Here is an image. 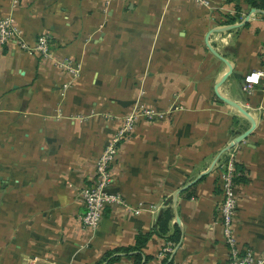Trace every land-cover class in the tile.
<instances>
[{"label":"crops","instance_id":"crops-1","mask_svg":"<svg viewBox=\"0 0 264 264\" xmlns=\"http://www.w3.org/2000/svg\"><path fill=\"white\" fill-rule=\"evenodd\" d=\"M106 1L0 0V19L13 16L28 43L51 36L46 58L0 43V264H169L171 254L159 256L169 242L185 264H229L220 166L251 127L236 105L256 127L237 157L235 233L241 248L263 254L264 77L251 93L244 77L264 70V13L249 0ZM211 47L232 66L219 87L229 66ZM65 58L79 76L57 65ZM139 103L170 111L139 118L120 149L110 190L139 211L111 205L92 230L80 218L81 190ZM168 203L163 235L154 228ZM141 233H152L145 245L121 250Z\"/></svg>","mask_w":264,"mask_h":264},{"label":"built area","instance_id":"built-area-1","mask_svg":"<svg viewBox=\"0 0 264 264\" xmlns=\"http://www.w3.org/2000/svg\"><path fill=\"white\" fill-rule=\"evenodd\" d=\"M114 0H107L108 6ZM200 6L212 8L211 0H194ZM15 5L18 0H14ZM0 43H15L21 49L38 55L42 58L51 56V36L49 33L40 34L33 44L28 43L22 36L13 16H6L0 19ZM60 68L70 71L75 77L79 76L80 68L73 62L65 58L57 61ZM264 77V70H253L244 77V90L251 93ZM170 114L169 110H158L144 103L136 104L135 107L125 116L122 117L119 127L110 138L107 146L96 160V169L93 182L83 186L81 198L85 206L84 213L80 216L85 226L96 230L103 218L107 207L118 204L129 207L123 196L118 192L110 190L114 182L115 166L120 156V149L133 133L139 118H144L149 122L162 121ZM243 141V140H242ZM241 141V142H242ZM241 142H235L228 149L226 160L221 164V201L218 211L221 219L224 238L229 245L230 260L229 264H264V253L256 254L251 248H241L235 233V219L238 215V194L236 178L239 175L237 170V157ZM138 212L139 209H133ZM176 247L174 243H168L159 253V256L165 257L167 254L172 255L171 264H185L176 260L174 253Z\"/></svg>","mask_w":264,"mask_h":264},{"label":"trees","instance_id":"trees-1","mask_svg":"<svg viewBox=\"0 0 264 264\" xmlns=\"http://www.w3.org/2000/svg\"><path fill=\"white\" fill-rule=\"evenodd\" d=\"M249 2L251 3V5L253 7L264 10V0H249ZM238 11H241V10L238 9ZM229 21L235 23V18H230ZM225 160H226V158L224 159V161ZM236 165H237V170H238V164H236ZM239 177L240 176L238 175L237 178H236V182L239 179ZM169 203L165 207V209L162 212L157 224L155 225L154 232H157V233H160V234H163V235L168 233V231H169V223L174 217L173 208L171 207V205ZM151 235H152V233H146V234L141 233V234H139L137 236L136 245L134 247H126V248H123L121 250H124V251L128 252V251L133 250V249H140L143 245H145V243H147V241L149 240ZM171 240L173 242H178L179 241V236L177 235V232H175L171 236ZM112 253L113 252L108 253V256H110ZM116 258H117L116 256H113L110 259V261L113 260V259H116ZM169 264H171V262H169Z\"/></svg>","mask_w":264,"mask_h":264},{"label":"water","instance_id":"water-1","mask_svg":"<svg viewBox=\"0 0 264 264\" xmlns=\"http://www.w3.org/2000/svg\"><path fill=\"white\" fill-rule=\"evenodd\" d=\"M256 12H260V13H264V10L262 9H258V8H253L252 9V13H256ZM248 18H246L244 21H242L241 23H237V24H230V25H225V26H221L219 28H216L213 30V32H225L234 28L239 27L240 25L244 24L245 21H247ZM211 49L215 52V54H217L219 57H221L229 66V70L228 72L223 76V78L220 80L218 87L225 81V79L227 78V76L232 72V66L231 64L224 58L222 57L219 53H217L212 47ZM222 98H224L227 102H230L231 104L233 103L232 101L228 100L227 98L221 96ZM239 110L250 120L251 122V127L244 132L243 134H241L239 137L236 138L235 142H241L242 140H244L252 131L253 129L256 127V121L253 117L250 116V114L244 110L243 108H241L240 106L236 105ZM234 145V142L231 143V145L227 148L229 149L230 147H232Z\"/></svg>","mask_w":264,"mask_h":264}]
</instances>
